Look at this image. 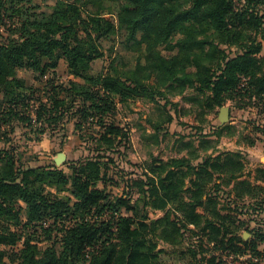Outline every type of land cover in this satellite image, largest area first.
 Returning <instances> with one entry per match:
<instances>
[{
    "label": "trees",
    "instance_id": "1",
    "mask_svg": "<svg viewBox=\"0 0 264 264\" xmlns=\"http://www.w3.org/2000/svg\"><path fill=\"white\" fill-rule=\"evenodd\" d=\"M118 30L143 52L93 72L101 39ZM262 40L264 0H0V264H167L168 251L182 264H259L264 188L243 178L241 151L215 153L235 126L176 133L185 154L126 160V171L130 132L116 115L130 99L155 104L158 146L179 112L171 97L188 90L201 116L227 102L264 115ZM69 122L83 152L65 167L19 164L5 137L65 135Z\"/></svg>",
    "mask_w": 264,
    "mask_h": 264
},
{
    "label": "rangeland",
    "instance_id": "2",
    "mask_svg": "<svg viewBox=\"0 0 264 264\" xmlns=\"http://www.w3.org/2000/svg\"><path fill=\"white\" fill-rule=\"evenodd\" d=\"M35 1L39 3L42 8H46V5H51L54 2V0ZM3 31L5 34L8 33L4 29ZM120 34L121 31L118 30L116 34L101 39L100 46L104 55L94 61L93 72L108 68L111 60L116 57V55H120L125 59V61H127L128 57L131 56L132 53L136 52L133 55H137L143 52V46L139 49L137 45L135 47L131 45L129 49H125L123 45L120 44ZM18 74L25 77L30 83L34 84V80L32 78L33 74L31 71L20 70ZM57 75H59L63 81H67V79L72 78V76L67 74L66 63L63 59L59 61ZM76 80L81 81L78 79ZM35 85L41 87V84L38 82L35 83ZM189 93L190 91L188 90L186 95ZM172 97L174 102H179V112L172 123L168 126L169 132L166 137L167 139L162 141L160 146L156 145L150 137V133H152L153 130L147 120L148 118L151 120L159 119L161 113L158 112L155 104L150 103L147 100L130 99L127 103L120 104L118 106L116 120L127 126L130 132V149L126 151L125 158L119 161V164L126 171H130L133 168V166L127 163L126 160L134 164L140 163L144 159L149 158L150 154H153L154 156L162 155L163 157L165 155H174L176 152L172 143L174 142V135L176 133L187 135L190 132H195V130H192V127L199 124L204 126V131H208L212 124H219L217 115L220 108L215 107L212 111L206 112L205 115L201 116L199 114L200 108H198L196 104L190 105L191 101L183 97ZM160 103L163 104L164 100H160ZM225 105L230 106V103L228 102ZM72 127V122L67 123V131L65 135H63L62 132H52L50 130L46 131V133L42 135L41 139L38 141H27L24 138H21L19 135V128L16 129L14 134L5 137L9 142L12 141V138H14V143L20 146L18 155L19 164L23 163L32 166L54 164L55 166L65 167L67 161L78 158L83 152L82 149L79 148L80 141L78 140V136L73 133ZM8 145L11 146L10 144ZM4 147H6V145L0 139V149H3ZM58 153H63L66 156V158L59 165H57L54 161ZM115 191L120 192V189L116 188ZM150 216L154 217L155 213H150ZM160 245L164 247L162 243ZM165 245L167 244L165 243ZM20 246L21 243H18L14 247H2L7 251H11L12 249L17 250ZM168 252L161 255L164 263L182 264L174 259L173 254Z\"/></svg>",
    "mask_w": 264,
    "mask_h": 264
},
{
    "label": "crops",
    "instance_id": "3",
    "mask_svg": "<svg viewBox=\"0 0 264 264\" xmlns=\"http://www.w3.org/2000/svg\"><path fill=\"white\" fill-rule=\"evenodd\" d=\"M260 55H264V40H262V50ZM188 95H190V93ZM188 95L185 93L184 96L176 95L175 97L186 98ZM136 99L138 100L139 98ZM172 101L174 102L173 97ZM175 103H177V106L179 105L178 101ZM190 105H192L191 102ZM227 123L235 126V133L232 136H222L216 145L217 151L215 153L222 151H241L244 154V166L242 170L244 173L243 178H248L252 183L260 185L264 188V115L259 113L254 107L238 109L233 108L230 103V117ZM249 140L252 141V144L248 143ZM211 151L212 149L209 148L206 153H211ZM201 152L204 153L203 151ZM185 153L186 151L182 150L181 152H176L174 156H180ZM157 156H160L162 159H167L173 155H165L164 157L162 155ZM261 195V198L264 197V193ZM243 199L244 203L251 201V199L247 196ZM152 213H155L154 217H157L162 215L163 212L161 210H155L152 211ZM259 216L264 217V213H261ZM259 248H264V242L259 245ZM259 264H264V256L260 260Z\"/></svg>",
    "mask_w": 264,
    "mask_h": 264
},
{
    "label": "water",
    "instance_id": "4",
    "mask_svg": "<svg viewBox=\"0 0 264 264\" xmlns=\"http://www.w3.org/2000/svg\"><path fill=\"white\" fill-rule=\"evenodd\" d=\"M230 117V106L224 105L220 107L217 118L219 121L218 125H222L224 123H227L229 121ZM66 158L65 154L58 153L57 157L54 159L55 163L59 165L64 159ZM248 236V233H244V237L246 238Z\"/></svg>",
    "mask_w": 264,
    "mask_h": 264
},
{
    "label": "built area",
    "instance_id": "5",
    "mask_svg": "<svg viewBox=\"0 0 264 264\" xmlns=\"http://www.w3.org/2000/svg\"><path fill=\"white\" fill-rule=\"evenodd\" d=\"M150 213H152V212H150ZM254 260H256V258H254Z\"/></svg>",
    "mask_w": 264,
    "mask_h": 264
}]
</instances>
